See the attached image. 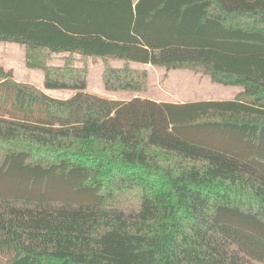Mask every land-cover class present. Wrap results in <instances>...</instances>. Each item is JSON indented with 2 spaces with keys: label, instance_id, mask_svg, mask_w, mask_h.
I'll list each match as a JSON object with an SVG mask.
<instances>
[{
  "label": "trees",
  "instance_id": "trees-1",
  "mask_svg": "<svg viewBox=\"0 0 264 264\" xmlns=\"http://www.w3.org/2000/svg\"><path fill=\"white\" fill-rule=\"evenodd\" d=\"M0 42L25 47L44 89L74 91L0 69L4 264H264V0H0ZM75 55L103 61L109 92L147 89L129 63L241 91L112 100ZM125 192L136 209L114 205Z\"/></svg>",
  "mask_w": 264,
  "mask_h": 264
},
{
  "label": "rangeland",
  "instance_id": "rangeland-1",
  "mask_svg": "<svg viewBox=\"0 0 264 264\" xmlns=\"http://www.w3.org/2000/svg\"><path fill=\"white\" fill-rule=\"evenodd\" d=\"M37 52H34L35 55ZM27 51L25 47L13 43L0 42V69L4 72L11 71L13 79L19 83L32 85L38 89H43V73L37 69L26 67ZM48 61L52 66H64V56L50 55ZM75 67L87 69V88L86 91L112 100L128 101L134 97L148 98L161 102H191L197 100H230L236 92L237 86H224L212 82L211 79L201 73H195L186 69L166 70L162 67L136 66L129 63L134 69L143 70L147 73V89L144 92H109L102 84L101 75L104 69L103 61L100 59L87 58L82 61L78 56H74ZM117 60L110 59L109 65L119 68ZM123 65V62H122ZM120 65V67L122 66ZM237 87V88H236ZM60 92L56 98H68L74 94V91ZM237 95V94H236ZM235 95V96H236ZM49 96L54 97L50 94ZM235 98V97H234ZM233 98V99H234ZM6 195L11 194L5 193ZM86 197L85 200H88ZM137 195L135 193L125 192L114 203L115 206L126 211L134 210L136 206ZM6 257L0 258V264H4Z\"/></svg>",
  "mask_w": 264,
  "mask_h": 264
},
{
  "label": "crops",
  "instance_id": "crops-1",
  "mask_svg": "<svg viewBox=\"0 0 264 264\" xmlns=\"http://www.w3.org/2000/svg\"><path fill=\"white\" fill-rule=\"evenodd\" d=\"M134 1H136V0H134ZM120 63V65H122V62H119ZM132 64H134V65H136V66H148V65H142V64H138V63H132ZM120 65H118V67H120ZM43 80V79H42ZM43 82V81H42ZM237 88V87H236ZM44 93H46V94H48V95H50V94H52V95H54V97H55V95L56 94H59L60 92H68V91H58V90H46V89H41ZM241 91V88H237V90H236V92L234 93V95H232V99L235 97V95L236 94H238L239 92ZM69 98V97H68ZM62 99V98H61ZM64 99V98H63ZM65 99H67V98H65ZM132 99V98H131ZM232 99H230V100H232ZM197 101H201V100H197ZM221 101H225V100H221ZM157 102H161V101H157ZM164 102H166V101H164ZM191 102H194V101H191ZM172 103H185V102H172ZM187 103V102H186Z\"/></svg>",
  "mask_w": 264,
  "mask_h": 264
}]
</instances>
